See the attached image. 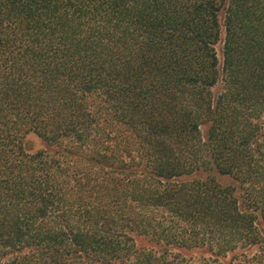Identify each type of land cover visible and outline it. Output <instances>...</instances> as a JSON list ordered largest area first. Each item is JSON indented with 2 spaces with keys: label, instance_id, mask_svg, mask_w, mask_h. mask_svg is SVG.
Masks as SVG:
<instances>
[{
  "label": "trees",
  "instance_id": "obj_1",
  "mask_svg": "<svg viewBox=\"0 0 264 264\" xmlns=\"http://www.w3.org/2000/svg\"><path fill=\"white\" fill-rule=\"evenodd\" d=\"M0 264H264V0H0Z\"/></svg>",
  "mask_w": 264,
  "mask_h": 264
},
{
  "label": "rangeland",
  "instance_id": "obj_2",
  "mask_svg": "<svg viewBox=\"0 0 264 264\" xmlns=\"http://www.w3.org/2000/svg\"><path fill=\"white\" fill-rule=\"evenodd\" d=\"M220 21H221V24L223 25L222 34H221L220 42L216 45V51H217V56L219 60V69L222 70L223 61H224V55H223L224 38L226 34L225 27H224V13L220 15ZM23 146H24L25 151L30 154L49 149L48 144L43 139L36 136L35 134L27 135L23 141ZM197 177L206 178V175L202 174ZM215 178L223 186H229V185L233 186L235 184L233 179L227 176H221L219 174H215Z\"/></svg>",
  "mask_w": 264,
  "mask_h": 264
}]
</instances>
